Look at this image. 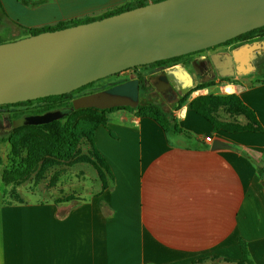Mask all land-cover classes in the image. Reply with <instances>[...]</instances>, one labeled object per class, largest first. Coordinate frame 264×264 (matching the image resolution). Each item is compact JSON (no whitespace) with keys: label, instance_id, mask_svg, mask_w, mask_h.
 Here are the masks:
<instances>
[{"label":"crops","instance_id":"crops-1","mask_svg":"<svg viewBox=\"0 0 264 264\" xmlns=\"http://www.w3.org/2000/svg\"><path fill=\"white\" fill-rule=\"evenodd\" d=\"M134 1L0 0V37L18 40L23 29L98 17ZM259 71L227 94L253 112L255 129L215 131L190 101L172 110L179 134L119 109L94 132L104 179L90 163L72 165L82 168L81 183L66 191L72 200L60 202L42 199L41 182L15 203L0 189V264H194L209 257L238 264L241 243L252 264H264V67ZM212 116L248 123L243 115ZM208 137L229 147L211 151ZM80 147L92 159L91 146Z\"/></svg>","mask_w":264,"mask_h":264},{"label":"water","instance_id":"water-1","mask_svg":"<svg viewBox=\"0 0 264 264\" xmlns=\"http://www.w3.org/2000/svg\"><path fill=\"white\" fill-rule=\"evenodd\" d=\"M264 26V0H162L101 20L0 44V106L69 94L105 77L185 56ZM264 41L216 55L218 69L230 62L243 76L255 71L251 57ZM184 77L191 79L182 69ZM110 107L137 108L139 81L105 92ZM59 112L36 118L58 120ZM229 146L216 139L210 150Z\"/></svg>","mask_w":264,"mask_h":264},{"label":"rangeland","instance_id":"rangeland-1","mask_svg":"<svg viewBox=\"0 0 264 264\" xmlns=\"http://www.w3.org/2000/svg\"><path fill=\"white\" fill-rule=\"evenodd\" d=\"M13 41H15V39H6L5 37H0V44ZM241 46L244 45L240 43H232L230 48H237ZM261 52L262 53L258 56V58H256V53L255 55H252L254 62L259 61L260 64L264 62V51ZM179 60L166 63L165 66H163V64L154 65L155 63L149 64L147 66H138L135 69H129L115 75L105 77L82 90L68 94L65 99L58 101L64 103L62 107L56 110L62 115V117L58 119L59 123H66L67 119H70L68 118V115L73 113V111L81 108L110 107L113 102L111 98H107L105 95L107 89L130 80H135L136 78H138V74H143V76L145 77L147 75H153L152 73L157 70L155 69L156 66H158L159 68H163L170 65L171 63H176ZM188 70L191 71V69ZM261 71L256 70L250 72L249 74H247V77H256L257 73H260ZM244 78L238 76H233L232 78L219 76L214 80L198 81L190 89L189 93L184 95L185 102H191L201 95H206L208 93V96H221L219 94H214L218 91H221L220 93H222L223 95H227V93L223 91V87L227 86L228 84L233 85L241 83ZM204 84H209V86L204 89H199V87ZM151 88L150 91L147 92V94H149V92L150 94L153 93V99L161 101L168 110H176L174 106L177 102L175 104L166 103L167 98L163 97L161 93H159V91H157L158 93L153 92ZM45 105L46 104H42L39 101H32L21 106H0V189L6 196L7 203L23 201L25 200V198L29 199L28 196L32 194L35 186H37L40 182L43 184L40 186V189L46 196L42 199L45 200L48 198H52L57 199L58 202H60L61 200H72L73 198L71 197H65L67 193L66 191L80 185L82 179L79 173L81 172L82 168H79V166L73 167L72 165L79 163L87 164L90 162V158L83 154L82 149H80L81 142L85 141V143L90 145L88 140L83 137L80 139V142L77 146V153L71 159L58 160L54 158L51 153H48L46 155L50 156L47 159H45L46 155L40 156V161L36 164L32 173L25 177L24 180H17L7 185L1 181V175L4 170L14 171L17 170L18 167H22V160H24L27 156L26 148L31 147L32 145H39L37 147L41 151H50V146L52 145V143H50L51 140L48 138L47 133H45L44 131V124L36 123V118L38 116L46 114L40 113L42 111L41 108L45 107ZM219 105L214 104V107L218 106L214 110L220 117L223 118L227 116L228 110L225 109L224 104ZM173 111H171V113ZM12 142H15L18 147V151L16 153L12 152V148L10 145V143ZM82 156H86L88 157V159H79ZM67 165H69L70 167H68ZM17 189L20 192L19 194L17 193ZM50 190L51 193L49 194ZM52 191H55V193L53 194ZM194 264H228V261L219 259L217 257H209L208 259H202Z\"/></svg>","mask_w":264,"mask_h":264},{"label":"trees","instance_id":"trees-1","mask_svg":"<svg viewBox=\"0 0 264 264\" xmlns=\"http://www.w3.org/2000/svg\"><path fill=\"white\" fill-rule=\"evenodd\" d=\"M162 0H137L125 5H122L118 8L113 10L107 11L104 14L98 17H89L85 19L79 20H71L67 22L58 23L52 27H43L38 29H23L22 35L20 39L26 38L29 36L37 35L44 32H52L57 31L60 29L76 26L79 24L89 23L96 20H101L103 18L113 16L134 8L143 7L151 3L160 2ZM19 40V39H18ZM264 41V26L257 28L255 30L249 31L245 34H242L230 41L228 43H240L243 45H248L253 42ZM262 52L256 53V58ZM255 55V54H254ZM182 57V56H181ZM181 59L180 57L172 58L164 61L156 62L154 65H161L165 66L166 63H170L172 61H177ZM256 70H260L261 67H264V62L261 64L259 61L255 62ZM147 66V65H146ZM135 69V68H134ZM143 74H138V81L140 83V91H141V98L139 101V105L137 108L132 109L129 107H88V108H81L78 110L73 111L70 115H68L70 119H67V122L64 124H60L59 120L52 121L50 123L44 124V131L47 133L48 138L51 140L50 143V151H41L37 146L39 145H32L31 147L26 148L27 156L24 160H22V167H18L17 170L8 171L4 170L1 175V181L4 184H9L11 182L17 180H24L29 174L32 173L36 164L40 161L39 158L42 155H46L51 153L54 158L58 160H69L77 153V146L80 142V139L85 137L91 148V156L92 159H89V163H91L98 171L101 178L105 177L104 175L107 174L108 170L106 164L101 159V157L96 153L95 146H94V132L96 128L100 125L105 124L104 115L108 112H112L119 109H124L127 111L135 112L136 116L150 118L153 119L158 125L162 128V130L166 133L171 134H179L182 133L181 129L178 127L176 119L173 117L170 110H168L163 104L158 103L157 101L150 100L146 98L148 88L146 83L143 79ZM97 82V81H96ZM94 84L90 83L86 86H83L73 92H77L82 90L90 85ZM209 84H204L199 87V89H204ZM72 93V92H71ZM70 94V93H69ZM68 96H53L47 98H41L35 101H39L40 103L46 104L45 107L41 108V114L48 113L51 111H56L58 108L62 107L64 103L58 102L65 99ZM185 96L180 98L174 108H179L185 103ZM29 102H22L13 105H1V106H21L25 105ZM214 104H224L226 110L230 115H243L248 123L245 126H234L228 125V123H222L215 120L212 114L216 113L214 110ZM221 106V105H219ZM188 108L194 111L196 114L202 116L206 119L212 126L215 131H223L226 133L231 132H240L245 131L246 129H255L256 121L252 111L248 110L238 98L234 95H221V96H200L193 101L189 102ZM12 152L16 153L18 151V147L15 142L10 143ZM15 155V154H14ZM50 155H46L45 159H47ZM87 156V155H86ZM82 156L79 159H88V157ZM90 158V157H89ZM260 176L262 175V170H259ZM104 179V178H103ZM104 188L106 187V181L104 180ZM241 251H242V258L238 263L243 264H252L248 258V253L246 246L241 243Z\"/></svg>","mask_w":264,"mask_h":264},{"label":"flooded vegetation","instance_id":"flooded-vegetation-1","mask_svg":"<svg viewBox=\"0 0 264 264\" xmlns=\"http://www.w3.org/2000/svg\"><path fill=\"white\" fill-rule=\"evenodd\" d=\"M232 43L224 42L219 45L200 50L185 56L180 57L181 59L176 63H171L170 65L157 69L153 75L143 76L144 81L146 82V86L148 91L150 88L153 92L161 93L163 97H166V103L175 104L180 98H182L185 94L189 93L190 89L198 82V81H209L214 80L216 77H228L232 78L233 76H238L244 78L243 76H239L236 72V65L233 62H230L227 65L218 69L214 66L212 61L213 57L219 55L223 57L224 55L228 56L231 51L234 49L230 48ZM252 63L256 65L253 61V57H251ZM179 69L184 70L191 79V85L189 86V78L183 76ZM188 69H191L189 71ZM132 70V69H130ZM138 80V78H136ZM151 86V87H150ZM112 88V87H111ZM110 89V88H109ZM157 89V90H156ZM108 90V89H107ZM147 91V92H148ZM153 93L147 94L146 98L150 100L157 101L158 103L163 104L161 101L153 99ZM141 98L140 91V83H139V101Z\"/></svg>","mask_w":264,"mask_h":264},{"label":"bare ground","instance_id":"bare-ground-1","mask_svg":"<svg viewBox=\"0 0 264 264\" xmlns=\"http://www.w3.org/2000/svg\"><path fill=\"white\" fill-rule=\"evenodd\" d=\"M236 89L232 85H227L223 87V91L227 94H231L235 91Z\"/></svg>","mask_w":264,"mask_h":264},{"label":"built area","instance_id":"built-area-1","mask_svg":"<svg viewBox=\"0 0 264 264\" xmlns=\"http://www.w3.org/2000/svg\"><path fill=\"white\" fill-rule=\"evenodd\" d=\"M205 142L211 143L212 142V139L210 137H208V138L205 139Z\"/></svg>","mask_w":264,"mask_h":264}]
</instances>
